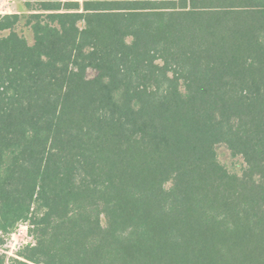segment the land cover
I'll return each mask as SVG.
<instances>
[{
	"label": "trees",
	"instance_id": "trees-1",
	"mask_svg": "<svg viewBox=\"0 0 264 264\" xmlns=\"http://www.w3.org/2000/svg\"><path fill=\"white\" fill-rule=\"evenodd\" d=\"M26 5L0 13V246L32 241L0 264H264V0Z\"/></svg>",
	"mask_w": 264,
	"mask_h": 264
},
{
	"label": "rangeland",
	"instance_id": "rangeland-1",
	"mask_svg": "<svg viewBox=\"0 0 264 264\" xmlns=\"http://www.w3.org/2000/svg\"><path fill=\"white\" fill-rule=\"evenodd\" d=\"M0 1H2V0H0ZM30 1L31 0H20L19 2H16L15 4L0 3V13H13V12H16V10H20L19 12H27L26 3L30 2ZM79 1L82 2L83 0H79ZM23 33L28 38L29 42L32 43L33 42V35L31 33V31L25 28L23 30ZM218 152H219V157H220L221 162L225 166H227L229 168V170H231L233 172H240L242 170L243 160L240 157H233L231 155L230 151L224 146H220L218 148ZM29 235H30V233H29ZM30 237H31V235H30ZM24 240H26V238L24 239L23 234L14 235V238H13L12 234L10 233V234L6 235L4 244L2 246H0V252L5 253L7 255L8 259H9V257L17 256V252L23 246H25ZM30 241H32V238L30 239ZM21 244H23V245H21Z\"/></svg>",
	"mask_w": 264,
	"mask_h": 264
},
{
	"label": "built area",
	"instance_id": "built-area-1",
	"mask_svg": "<svg viewBox=\"0 0 264 264\" xmlns=\"http://www.w3.org/2000/svg\"><path fill=\"white\" fill-rule=\"evenodd\" d=\"M29 228H30V225H29V222L25 221V222H22V223H19L18 227L16 228V230L14 232H12V237L14 238V235H20V234H23L24 236V239L26 238V240H24L25 242V245L26 244H29L31 241V237L29 235ZM24 244V243H23ZM21 244V245H23ZM20 245V246H21ZM19 246V247H20Z\"/></svg>",
	"mask_w": 264,
	"mask_h": 264
},
{
	"label": "crops",
	"instance_id": "crops-1",
	"mask_svg": "<svg viewBox=\"0 0 264 264\" xmlns=\"http://www.w3.org/2000/svg\"><path fill=\"white\" fill-rule=\"evenodd\" d=\"M20 0H2L0 1V3H11V4H15L16 2H19ZM34 1H42V0H31V2H34ZM20 10H16V12H19ZM11 12V11H10Z\"/></svg>",
	"mask_w": 264,
	"mask_h": 264
}]
</instances>
